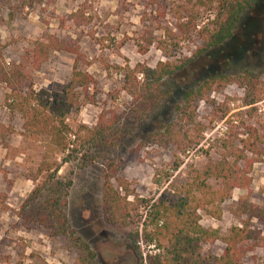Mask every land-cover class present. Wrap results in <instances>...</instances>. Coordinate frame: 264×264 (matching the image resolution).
<instances>
[{"label": "rangeland", "instance_id": "374dc122", "mask_svg": "<svg viewBox=\"0 0 264 264\" xmlns=\"http://www.w3.org/2000/svg\"><path fill=\"white\" fill-rule=\"evenodd\" d=\"M183 5L184 0H0V63L5 67L21 63L30 42L36 39L56 37L77 48L76 71L91 76L94 86L87 92L74 90L79 107L72 109L66 119L74 133L79 126L93 128L102 114L106 118L118 116L131 105L122 91L126 67L154 68L166 61L185 66L167 80L165 89L171 91V96L160 115L136 124L123 121L129 127L125 137L103 155L94 150L84 153L86 148L78 143L76 159L56 161L60 166L58 180L71 182L60 210L94 254V264H119L120 259L125 260L122 264H146L143 255L150 251L141 237L149 208L141 205L138 217L124 227H109L104 222L101 195L108 164L114 166L137 198L153 203L164 192L165 201L175 203L192 171H201L209 160L219 161L226 154L223 146L242 151L241 141L253 128L262 140L259 156L246 154L257 160L249 173V187L234 190L231 198L221 204L219 221L199 211V224L224 237L230 228L241 227L231 212L240 197L264 207V0H256L241 17L232 40L223 48L201 54L198 50L203 41L197 32L212 17L200 11L194 21L196 29L183 36L175 29L176 12ZM74 60L72 54L52 53L38 71H28L32 90L60 93L70 84ZM244 72L259 73L261 78L250 87L245 84L247 90L239 81L232 82L221 92L212 91L196 102L195 120L204 126L198 147L179 155L172 146L162 148L151 142L143 145L149 134L161 131L165 122L179 123L172 108L187 89L214 74L238 80ZM8 93L0 83V126L14 132L0 137V264H80L84 254L40 225L41 207L50 197L46 190L23 208L35 185H42L43 179L35 184L31 180L46 142L21 135L20 116L5 107ZM254 94H259L260 101L244 106V96L251 98ZM82 154H89L94 161L82 163ZM177 163L180 167L173 171ZM156 172L168 174L167 182L159 189L152 183ZM249 224L264 238L263 225L255 220ZM136 231L138 242H143V248L136 244L137 250L130 240ZM244 248L243 264H264V249L250 242ZM222 249L217 241L204 245L202 254L219 256Z\"/></svg>", "mask_w": 264, "mask_h": 264}, {"label": "trees", "instance_id": "16d2710c", "mask_svg": "<svg viewBox=\"0 0 264 264\" xmlns=\"http://www.w3.org/2000/svg\"><path fill=\"white\" fill-rule=\"evenodd\" d=\"M255 2L256 0H184L183 7L176 12L178 16L175 29L185 36L190 29H196L194 21L200 11L209 13L212 19L197 32L203 41V47L198 50V54L221 49L232 40L241 17L254 7ZM188 7L191 9L188 10ZM52 53L75 56L70 84L57 94L36 92L32 90L28 71H38ZM78 57L77 48L70 46L65 40L56 37L36 39L30 42V49L21 63L10 68L0 63V83L9 91L5 98L6 109L18 114L23 122L21 135L46 142L45 152L31 180L35 184L39 178L43 179L42 185H35L23 208L46 190L50 197L41 207L40 225L51 235L69 241L71 247L84 254V259H79L80 264H94V254L70 228L63 211L60 210L61 199L67 196L71 182L62 183L58 180L60 166L56 161L67 163L76 159L79 154L76 149L78 143L80 148H86L84 153L94 150L97 155H103L101 153L114 148L125 137L129 127L123 124V121L136 124L150 116L160 115L171 96V91L165 89L167 80L185 66H176L166 61L158 62L154 68L141 65L132 69L126 67L123 71L122 91L131 100V105L118 116L111 114L106 118L102 114L93 128L79 126L74 133L66 123L72 109L77 110L79 107L74 90L87 92L94 86L91 76L76 71ZM260 78L261 74L254 75L250 72H244L238 80L220 74L209 76L195 87L187 89L180 102L173 106L179 123L165 122L161 131L149 134L143 145L151 142L162 148L172 146L179 155L186 154L200 145L204 132V126L195 120L196 102L212 91L221 92L232 82L239 81L247 90L252 82ZM87 101L92 102V99ZM258 101L259 94H254L251 98L244 96V106L253 105ZM8 134H14L13 130L0 126V137ZM261 140L256 130L249 128L247 138L241 141L242 151H235L232 146H223L226 154L221 155L219 161L209 160L201 171L191 172L188 181L181 186L175 203H167L164 192L153 203L137 198L130 191L129 185L118 177L114 166L108 164L101 195L105 224L109 227H124L133 222L134 217H138V209L144 205L149 209L142 222L141 237L147 245L153 244L162 250L160 256L146 255V264H243L245 244L250 242L264 249L261 232L252 229L249 224L251 220H255L264 226V207L253 205L240 197L231 212L233 217L240 221L241 227L230 228L224 237H220L216 230L202 228L198 212L219 221L222 215L221 204L231 198L234 190H245L249 187V173L257 160L247 158L246 154L259 156ZM51 159L53 162H50ZM80 161L86 163L94 160L89 154H82ZM179 167L180 164L177 163L172 170L176 171ZM167 178V173L156 172L152 183L159 189L167 182ZM209 181H213L215 185H211ZM129 197L133 198L131 202ZM243 218L244 220H241ZM138 237V231L130 237L136 250ZM217 241L223 245L221 254L203 256L202 247Z\"/></svg>", "mask_w": 264, "mask_h": 264}, {"label": "built area", "instance_id": "2783aa9c", "mask_svg": "<svg viewBox=\"0 0 264 264\" xmlns=\"http://www.w3.org/2000/svg\"><path fill=\"white\" fill-rule=\"evenodd\" d=\"M137 245H138L139 247L143 248V242L141 241V239H140V241L137 243ZM146 248L150 250V251L148 252L149 255H158V256H159V255L161 254V251H160L158 248H156L153 244L147 245ZM145 255H146V254L143 255L144 263H145V260H146Z\"/></svg>", "mask_w": 264, "mask_h": 264}, {"label": "flooded vegetation", "instance_id": "af4514ba", "mask_svg": "<svg viewBox=\"0 0 264 264\" xmlns=\"http://www.w3.org/2000/svg\"><path fill=\"white\" fill-rule=\"evenodd\" d=\"M125 262V260L124 259H120V262H119V264H122V263H124Z\"/></svg>", "mask_w": 264, "mask_h": 264}]
</instances>
